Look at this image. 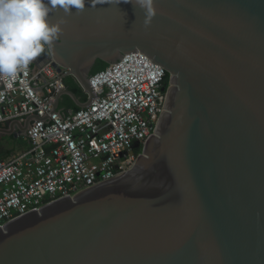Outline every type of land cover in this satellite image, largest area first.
<instances>
[{
	"label": "water",
	"instance_id": "water-1",
	"mask_svg": "<svg viewBox=\"0 0 264 264\" xmlns=\"http://www.w3.org/2000/svg\"><path fill=\"white\" fill-rule=\"evenodd\" d=\"M14 19L86 96L53 112L133 53L169 86L133 169L0 227V264H264V0H0Z\"/></svg>",
	"mask_w": 264,
	"mask_h": 264
},
{
	"label": "built area",
	"instance_id": "built-area-1",
	"mask_svg": "<svg viewBox=\"0 0 264 264\" xmlns=\"http://www.w3.org/2000/svg\"><path fill=\"white\" fill-rule=\"evenodd\" d=\"M19 19L0 25V129L36 116L29 147L0 158V227L50 203L131 171L165 112L164 69L141 53L91 76L87 109L53 112L66 90L38 36L22 37Z\"/></svg>",
	"mask_w": 264,
	"mask_h": 264
},
{
	"label": "trees",
	"instance_id": "trees-1",
	"mask_svg": "<svg viewBox=\"0 0 264 264\" xmlns=\"http://www.w3.org/2000/svg\"><path fill=\"white\" fill-rule=\"evenodd\" d=\"M30 36L31 35L27 34V37H30ZM108 66L109 65H107V64L99 61L97 63V65H96L95 69L93 70L92 75H94V74H96L98 72H101V71L105 70ZM166 82L169 84V76H168V74H166ZM64 83H65L66 88L68 90H70L71 92H73L82 101H84V102L86 101V96L83 94L82 90L80 89V87L78 86V84L76 83V81L73 78H70V77L66 78L64 80ZM61 108L62 109L72 108L75 111H79L80 110L67 97H64V99L62 101V104H61ZM10 138H13V137H10ZM11 152H13V151H9L7 155H9Z\"/></svg>",
	"mask_w": 264,
	"mask_h": 264
},
{
	"label": "rangeland",
	"instance_id": "rangeland-1",
	"mask_svg": "<svg viewBox=\"0 0 264 264\" xmlns=\"http://www.w3.org/2000/svg\"><path fill=\"white\" fill-rule=\"evenodd\" d=\"M5 136H0V153L5 154L9 151H14V150H22L27 146V143L23 137L16 138V140H13L11 138L5 137ZM17 141V145L15 147L12 146L14 145ZM0 154V155H1Z\"/></svg>",
	"mask_w": 264,
	"mask_h": 264
},
{
	"label": "crops",
	"instance_id": "crops-1",
	"mask_svg": "<svg viewBox=\"0 0 264 264\" xmlns=\"http://www.w3.org/2000/svg\"><path fill=\"white\" fill-rule=\"evenodd\" d=\"M22 37H27V33L26 32H24L23 34H22ZM1 136V135H0ZM3 136V135H2ZM5 137H8V136H5ZM4 137V138H5ZM8 138H10V137H8ZM25 138V137H24ZM11 139H13V140H16V138H11ZM26 141V140H25ZM26 143H27V146L25 147V148H23V149H26L27 147H29V142L28 141H26ZM17 145V141H16V143L13 145L12 144V146L13 147H15ZM1 154V153H0ZM8 154V152L7 153H5V154H1L0 155V158H3V157H5L6 155Z\"/></svg>",
	"mask_w": 264,
	"mask_h": 264
}]
</instances>
